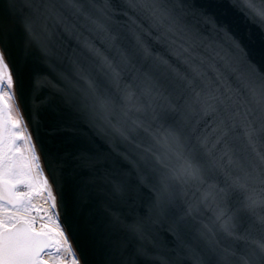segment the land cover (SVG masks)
Segmentation results:
<instances>
[{
  "label": "snow or ice",
  "instance_id": "obj_1",
  "mask_svg": "<svg viewBox=\"0 0 264 264\" xmlns=\"http://www.w3.org/2000/svg\"><path fill=\"white\" fill-rule=\"evenodd\" d=\"M236 6L264 29V0ZM26 75L33 95L59 94L103 150L75 135L34 142L17 100ZM69 156L103 171L107 196L129 208L104 207L118 242L85 211ZM241 218L250 220L243 231ZM161 228L190 264H264V69L194 0H7L0 264H95L102 245L134 264L163 247Z\"/></svg>",
  "mask_w": 264,
  "mask_h": 264
},
{
  "label": "water",
  "instance_id": "obj_2",
  "mask_svg": "<svg viewBox=\"0 0 264 264\" xmlns=\"http://www.w3.org/2000/svg\"><path fill=\"white\" fill-rule=\"evenodd\" d=\"M6 2L7 0H0V6ZM194 2L197 5L204 6L207 13L212 15L218 23L240 42L247 52L249 60L257 67L264 69V29H261L241 12L239 7L236 6V0H194ZM253 2L260 4L261 0H253ZM84 34L90 35L88 33ZM38 70L43 72V67L38 66ZM45 97H47V100L41 103V101L45 100ZM17 100L34 142L37 139L51 142L57 137L67 138L69 135H75L79 143L92 144L96 148L103 150L102 141L94 135L83 119L64 104L59 94L48 88H43L33 95L27 75L25 76L23 87L17 88ZM61 128H75L77 131L72 134L54 131V129ZM76 164L77 161L69 156L67 159V172L70 178L74 175L75 180L86 193L85 211H91L93 219L102 233L108 234L110 240L114 243L118 242V234H109L105 231L107 216L104 212V207L109 206L113 211L120 212L121 215L125 216L129 214V208L115 203L107 196L108 185L101 178L104 174L103 171L92 173L86 169L77 168ZM103 167L110 174L119 178L112 164H106ZM93 175L96 178L94 182L89 183V178ZM128 179L134 182L135 177L132 176ZM203 218L206 219L207 217ZM249 223L250 220L248 218H241L238 221L239 230L243 231L248 227ZM160 231L163 247L153 249L149 246V255L131 258L134 260V264H159V261L155 259L156 255L167 257L171 264H190V261L177 247L176 241L164 232L163 228ZM253 234L259 236L258 231ZM127 258V252L121 253L118 250H114L110 245L98 247L91 257L95 264H122V261Z\"/></svg>",
  "mask_w": 264,
  "mask_h": 264
},
{
  "label": "bare ground",
  "instance_id": "obj_3",
  "mask_svg": "<svg viewBox=\"0 0 264 264\" xmlns=\"http://www.w3.org/2000/svg\"><path fill=\"white\" fill-rule=\"evenodd\" d=\"M24 117V116H23ZM24 121H25V118H24ZM26 123V122H25Z\"/></svg>",
  "mask_w": 264,
  "mask_h": 264
}]
</instances>
